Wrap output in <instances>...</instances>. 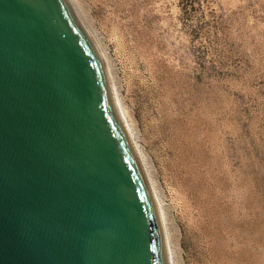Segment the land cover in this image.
I'll return each instance as SVG.
<instances>
[{
	"label": "rangeland",
	"instance_id": "obj_1",
	"mask_svg": "<svg viewBox=\"0 0 264 264\" xmlns=\"http://www.w3.org/2000/svg\"><path fill=\"white\" fill-rule=\"evenodd\" d=\"M71 2L144 155L170 264H264V0Z\"/></svg>",
	"mask_w": 264,
	"mask_h": 264
},
{
	"label": "water",
	"instance_id": "obj_2",
	"mask_svg": "<svg viewBox=\"0 0 264 264\" xmlns=\"http://www.w3.org/2000/svg\"><path fill=\"white\" fill-rule=\"evenodd\" d=\"M0 264H168L102 61L68 0H0Z\"/></svg>",
	"mask_w": 264,
	"mask_h": 264
},
{
	"label": "bare ground",
	"instance_id": "obj_3",
	"mask_svg": "<svg viewBox=\"0 0 264 264\" xmlns=\"http://www.w3.org/2000/svg\"><path fill=\"white\" fill-rule=\"evenodd\" d=\"M72 0H68L69 4L71 5L72 9H73V2H71ZM76 8V7H75ZM77 14V13H76ZM87 35L89 36L90 40L92 39L90 37V34L87 33ZM92 42V40H91ZM92 44L94 45L101 61H102V64H103V67H104V70H105V74H106V77H107V82H108V74L106 72V67L104 66V61H103V55L101 54L100 50L96 48L95 44L92 42ZM111 83V82H110ZM108 85H109V82H108ZM109 90H110V93H111V99H112V103H113V107H114V110H115V113L117 115V118L119 120V122L121 123V126L128 138V141H129V144L132 148V151H133V154L137 160V163L139 165V169L141 171V174L143 176V179L145 181V184L148 188V191L150 193V196H151V199L153 201V204L155 206V209H156V212H157V215H158V218H159V223H160V226H161V230H162V234H163V240H164V243H165V252H166V257H167V263L170 264L172 261H171V253L169 252V247H168V234H167V231H166V228H165V221H164V217H163V214H162V210H161V206L159 205V203L157 202V197L155 195V191H154V188H153V185H152V181L150 179V177L148 176V171L146 170V162H145V158H144V155L141 153V150L140 148L137 146V144L135 143L134 141V136H133V132H132V129H131V126L130 123H128L127 119H126V115H125V111H124V107L123 105L121 104V102L119 101L118 97H117V93L115 91V89L113 88L112 84L109 86ZM171 261V262H170Z\"/></svg>",
	"mask_w": 264,
	"mask_h": 264
}]
</instances>
